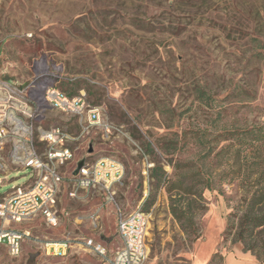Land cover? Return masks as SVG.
Returning a JSON list of instances; mask_svg holds the SVG:
<instances>
[{"label": "rangeland", "instance_id": "1", "mask_svg": "<svg viewBox=\"0 0 264 264\" xmlns=\"http://www.w3.org/2000/svg\"><path fill=\"white\" fill-rule=\"evenodd\" d=\"M0 80L23 87L36 81L32 96L44 126L62 127L72 138L76 160L67 174L77 160L123 164L122 210L149 215L145 264H264L225 241L228 216L244 196L240 180L205 192L208 210L197 218L200 237L193 240L174 220L152 172L162 167L171 176L170 164L198 159L190 130L264 125V0H0ZM73 84L101 116L85 133L76 118L43 101L48 86L68 93ZM201 89L211 105L197 98ZM29 179L28 171L13 172L0 198ZM57 213V228L42 218L11 227L42 240L87 236L107 257L49 258L28 242L18 258L0 245V264H112L121 247L112 207L93 194L71 200L66 189ZM92 213L97 229L82 221Z\"/></svg>", "mask_w": 264, "mask_h": 264}, {"label": "built area", "instance_id": "2", "mask_svg": "<svg viewBox=\"0 0 264 264\" xmlns=\"http://www.w3.org/2000/svg\"><path fill=\"white\" fill-rule=\"evenodd\" d=\"M36 85V81L23 87L0 80V186L13 172L28 171L30 176L27 184L0 198V245L7 248L12 258L23 254L27 242L36 244L49 258H66L75 247L106 258V248L87 236L42 240L30 230L11 227L36 218H42L49 227H59L58 203L67 189L71 200L93 194L104 206L115 210L121 247L115 252L112 264H145L149 215L141 209L130 213L122 210L118 197L125 174L123 164L111 159L91 165L85 159L77 160L75 169L67 174L64 169L76 160L74 150L69 147L72 138L62 127L44 126L43 112L32 96ZM43 101L52 110L76 118L83 133L101 123L99 110L90 105L85 93L71 98L59 88L48 86ZM80 161L85 162L84 166L74 175ZM83 220H88L94 229L99 226V217L93 213L83 216Z\"/></svg>", "mask_w": 264, "mask_h": 264}, {"label": "trees", "instance_id": "3", "mask_svg": "<svg viewBox=\"0 0 264 264\" xmlns=\"http://www.w3.org/2000/svg\"><path fill=\"white\" fill-rule=\"evenodd\" d=\"M77 90L78 85H74L66 94L76 97ZM197 98L211 105L212 98L204 90H198ZM187 134L198 149V159L170 164L174 170L171 176L162 167L152 170L157 186L163 185L168 194L174 220L188 238L197 240V218L208 210L205 192L215 191L227 181L240 180L244 196L228 216L225 241L242 245L264 262V125L239 130L216 124Z\"/></svg>", "mask_w": 264, "mask_h": 264}, {"label": "water", "instance_id": "4", "mask_svg": "<svg viewBox=\"0 0 264 264\" xmlns=\"http://www.w3.org/2000/svg\"><path fill=\"white\" fill-rule=\"evenodd\" d=\"M93 152V148H90V153ZM84 161H80L77 165V169L74 172V175H77L79 173V171L81 170V168L84 166Z\"/></svg>", "mask_w": 264, "mask_h": 264}, {"label": "crops", "instance_id": "5", "mask_svg": "<svg viewBox=\"0 0 264 264\" xmlns=\"http://www.w3.org/2000/svg\"><path fill=\"white\" fill-rule=\"evenodd\" d=\"M61 225V224H60ZM24 230H27V229H24ZM117 231H118V228H117ZM28 243V242H27ZM31 243H33V242H31ZM24 251V250H23ZM82 251L80 250V248L79 247H75V250L73 251V253L72 254H70L69 256H71V255H75V254H80ZM68 256V257H69Z\"/></svg>", "mask_w": 264, "mask_h": 264}]
</instances>
